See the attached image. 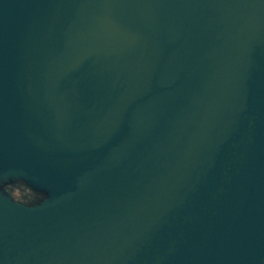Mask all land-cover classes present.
Wrapping results in <instances>:
<instances>
[{"label": "water", "instance_id": "water-1", "mask_svg": "<svg viewBox=\"0 0 264 264\" xmlns=\"http://www.w3.org/2000/svg\"><path fill=\"white\" fill-rule=\"evenodd\" d=\"M0 264H264V0H0Z\"/></svg>", "mask_w": 264, "mask_h": 264}]
</instances>
